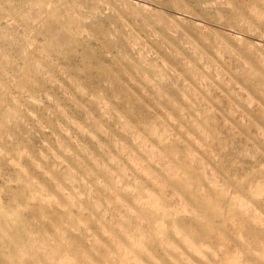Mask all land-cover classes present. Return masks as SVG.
Returning a JSON list of instances; mask_svg holds the SVG:
<instances>
[{"label": "rangeland", "instance_id": "1", "mask_svg": "<svg viewBox=\"0 0 264 264\" xmlns=\"http://www.w3.org/2000/svg\"><path fill=\"white\" fill-rule=\"evenodd\" d=\"M0 264H264V0H0Z\"/></svg>", "mask_w": 264, "mask_h": 264}]
</instances>
